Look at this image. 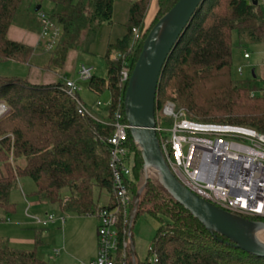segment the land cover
I'll list each match as a JSON object with an SVG mask.
<instances>
[{"label": "trees", "instance_id": "trees-1", "mask_svg": "<svg viewBox=\"0 0 264 264\" xmlns=\"http://www.w3.org/2000/svg\"><path fill=\"white\" fill-rule=\"evenodd\" d=\"M33 1L0 0V64L14 62L30 70L36 67L60 78L53 84L36 85L29 81V73L25 77L0 75V103L10 109L0 119V165L4 168L0 222H7L17 212L11 193L21 178L33 180L37 186L33 196L57 206L62 213L85 217L115 205L107 140L115 133L117 113L129 125L125 96L135 65L151 30L180 0H158V12L149 28L146 20L153 0L131 1L127 34L110 45L104 57L107 77L94 76L88 83L95 95H111V102L98 114L100 118L78 114L75 101L65 91L67 81L62 73L71 51L90 54L102 27L113 24L115 0H47L54 6L49 18L61 29L57 46L50 52L9 39L10 28L20 18L30 17ZM32 24L39 28L37 20ZM29 25L24 27L32 29ZM234 36L240 46L264 42V0L202 2L162 72L156 122L172 123L162 116L163 107L172 102L191 121L242 126L264 135V90L259 95L254 83L233 79ZM41 53L47 57L45 62L38 60ZM126 69L129 80L124 83ZM125 146L130 153L128 185L134 209L145 176L142 151L130 129ZM104 196L107 202L100 205ZM143 215L160 224L154 246L158 264H264V257L247 253L224 236L209 232L156 178L150 177L142 194L137 218ZM244 219L264 222L260 218ZM43 233L36 231L32 250L14 248L7 237H0V264H52L38 255Z\"/></svg>", "mask_w": 264, "mask_h": 264}, {"label": "built area", "instance_id": "built-area-1", "mask_svg": "<svg viewBox=\"0 0 264 264\" xmlns=\"http://www.w3.org/2000/svg\"><path fill=\"white\" fill-rule=\"evenodd\" d=\"M42 23L41 39L44 50L50 52L57 46L61 29L56 27L48 14L39 13ZM138 37V31L134 30ZM245 59L250 55L245 54ZM242 74V69H238ZM79 80L89 82L93 69L82 67ZM124 83L129 71H123ZM65 91L75 101L82 117L92 113L79 97L81 91L74 80L66 82ZM9 107L0 103V119L9 113ZM162 116L172 121L158 119L156 132L160 135V147L171 171L191 192L212 205L241 218L264 219V135L255 129L234 125L205 124L191 121L184 110L174 103H167ZM123 115L115 116V133L109 138V167L112 172L115 205L95 213L99 221L97 230V255L87 264H158L155 248L150 247L149 258L141 262L132 255L133 240L129 237L132 196L128 180L131 176L130 153L126 148L127 131ZM41 228L56 224L53 214L45 220L34 219ZM65 223V219H60ZM55 257L60 251L54 252Z\"/></svg>", "mask_w": 264, "mask_h": 264}, {"label": "rangeland", "instance_id": "rangeland-1", "mask_svg": "<svg viewBox=\"0 0 264 264\" xmlns=\"http://www.w3.org/2000/svg\"><path fill=\"white\" fill-rule=\"evenodd\" d=\"M40 6H42V10L36 12L37 8ZM51 7L50 2L47 0L40 2H38V0L33 1L30 8V17L27 20H25V18H20L17 24L18 27L22 26V24L23 28L24 24L28 27L30 22L29 26L38 32L42 24L39 18V13H51ZM32 20H37L40 23L38 24L39 28L32 26ZM149 26H151V24ZM149 26L147 25L146 28H149ZM233 44V79L244 84L247 82L254 83L260 89L258 94L261 95L263 93L262 90H264V42L248 43L240 46L236 36H234ZM94 53L84 54L81 51L71 52L70 56H68L70 58H68L67 62L68 71H65V74L66 77L78 83V86L81 89L79 94L84 104L88 106L87 108H89L88 110H90L93 116L100 118V115L98 114H100L101 111H98V107L104 103L108 104L111 102L110 93L107 92L102 96L92 94L88 90L87 83L78 80V72L82 67L92 68L93 75L96 77H107L108 66L106 62L101 55H99V52L94 51ZM245 54H249L250 59H244ZM40 55L41 56L38 60L45 62L47 59L46 55L43 53ZM116 56L120 57V55ZM238 69H242L243 73L239 74ZM29 72L30 69L28 67L14 62L0 64V75L25 77ZM148 171L150 177L158 180L159 173L156 168L150 167ZM36 190L37 186L30 178H24L17 184L16 189L11 193V202L16 204L17 212L9 221L0 222V236L8 238L25 236V234L21 233L23 230L20 228V225H35V222L32 219L34 217H39L43 220L51 214L56 218L63 217L66 219L65 226L56 223L44 231L42 240L43 244L38 249L39 258L49 261L52 264L89 263L97 254V230L99 227L97 217H79L71 213H62L57 206L51 205L47 202H40L36 197H32L31 193ZM67 195L68 194H65L64 197ZM106 202L107 197L101 201L100 205H105ZM29 207L30 210L28 213L31 218L27 217L26 214ZM159 228L160 224L149 215H143L137 218L133 229V242L136 254L141 262H144L149 258V250L150 247L155 246ZM25 231H29V229H25ZM36 231V229L33 230L34 234H36ZM257 238L264 242V231L258 233ZM56 250H62V255L60 257L54 256Z\"/></svg>", "mask_w": 264, "mask_h": 264}, {"label": "water", "instance_id": "water-1", "mask_svg": "<svg viewBox=\"0 0 264 264\" xmlns=\"http://www.w3.org/2000/svg\"><path fill=\"white\" fill-rule=\"evenodd\" d=\"M204 0H180L149 33L143 51L129 80L125 96V115L136 144L142 151L145 183L136 195L131 215L129 237L138 216L142 194L150 179L148 169L158 171V180L171 197L191 213L211 233L232 241L239 249L264 257V242L257 234L264 222L250 221L232 215L200 198L187 189L171 171L162 153L156 132V97L160 78L168 58L190 26ZM258 2L256 1V4ZM41 10V6L36 12ZM135 257V246L131 247Z\"/></svg>", "mask_w": 264, "mask_h": 264}, {"label": "crops", "instance_id": "crops-1", "mask_svg": "<svg viewBox=\"0 0 264 264\" xmlns=\"http://www.w3.org/2000/svg\"><path fill=\"white\" fill-rule=\"evenodd\" d=\"M131 1L132 0H115L114 13H113V24L112 25H105L102 27L96 42L91 47L90 54H93L94 51H97L100 53L99 55H101V57L104 59V57L107 53L108 47L110 45L115 44L118 40L122 39L127 34V23L129 20ZM50 5L52 6L51 10H53V8H54L53 4L50 3ZM41 10H42V6H41ZM157 12H158V0H154L153 4L151 6V9H150L149 15H148L147 20H146V23L148 26L152 23V21L156 17ZM106 26H108V27H106ZM118 27H120V28H118ZM41 33H42L41 28L37 32L34 29H29V28H25V27L23 28V26L18 27V25H16V26H13L10 28L8 36H9V39L14 41V42L22 43L26 46L33 48V49H38V48H43L44 44H45V43H43L44 41L41 39ZM71 52H73V51H71ZM70 53L68 56H70ZM68 58H70V57H68ZM68 58H67V62H68ZM67 64L68 63H66V67L62 73V75H64L65 77H66L65 71H68V65ZM76 75H77V73H76ZM59 78H60V76L56 73L43 72L42 70H40L36 67H33L29 72V81L32 84H36V85L53 84V83L58 82ZM68 80H72V79H69L68 77H66V81H68ZM78 80H79V75H78ZM80 82H82V81H80ZM86 83L88 85L89 82H86ZM88 90H89V88H88ZM91 93L94 94L93 92H91ZM79 97L81 99L80 94H79ZM81 101L83 102L82 99H81ZM83 104H84V102H83ZM108 104L104 103L101 106H99L98 111H101V108H104ZM84 105L86 107H88L86 104H84ZM3 173H4V168H3V166L0 165V177L3 175ZM22 179H24V178L19 179L18 183H20L22 181ZM33 193L34 192L31 193L32 197H34ZM29 210H30V207L27 209L26 214H27V217L31 218L29 216V213H28ZM91 216H95V214H93ZM35 218H39V217H34L32 219L34 220ZM58 219H59V221L57 223H59L61 226H65L66 219L63 217H58ZM60 219H65V223L62 224ZM34 222H35V225H31V226H28V225H22L21 226L20 225V228L23 230L21 233L25 234V236H16L13 238L7 237L10 240L12 247L17 248V249H25V250H32L34 248V246H35V234H34L33 230L36 229V230L45 231L50 227L49 226L48 228H41L36 223L35 220H34ZM25 229H27V230L29 229V231H25ZM59 251H60V255L57 257H60L62 255V250H59ZM38 255H39V252H38ZM55 263H56V261H55Z\"/></svg>", "mask_w": 264, "mask_h": 264}]
</instances>
